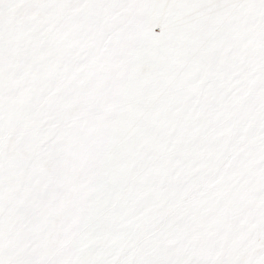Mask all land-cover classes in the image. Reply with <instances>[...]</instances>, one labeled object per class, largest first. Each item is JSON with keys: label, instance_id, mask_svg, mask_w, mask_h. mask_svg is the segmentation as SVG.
Wrapping results in <instances>:
<instances>
[{"label": "snow or ice", "instance_id": "snow-or-ice-1", "mask_svg": "<svg viewBox=\"0 0 264 264\" xmlns=\"http://www.w3.org/2000/svg\"><path fill=\"white\" fill-rule=\"evenodd\" d=\"M0 264H264V0H0Z\"/></svg>", "mask_w": 264, "mask_h": 264}]
</instances>
